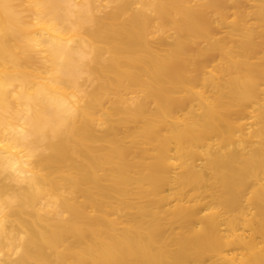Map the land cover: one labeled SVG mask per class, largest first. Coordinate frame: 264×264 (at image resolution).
<instances>
[{
	"label": "bare ground",
	"instance_id": "obj_1",
	"mask_svg": "<svg viewBox=\"0 0 264 264\" xmlns=\"http://www.w3.org/2000/svg\"><path fill=\"white\" fill-rule=\"evenodd\" d=\"M0 264H264V0H0Z\"/></svg>",
	"mask_w": 264,
	"mask_h": 264
}]
</instances>
